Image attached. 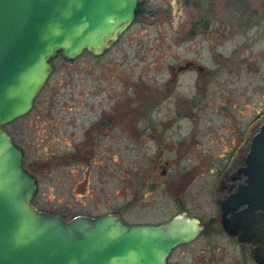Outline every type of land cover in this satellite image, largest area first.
Segmentation results:
<instances>
[{
  "label": "flooded vegetation",
  "instance_id": "1",
  "mask_svg": "<svg viewBox=\"0 0 264 264\" xmlns=\"http://www.w3.org/2000/svg\"><path fill=\"white\" fill-rule=\"evenodd\" d=\"M146 2L139 0L133 20L104 53L123 42L144 16L157 17L163 25L169 14H188L176 31L194 54L168 59L170 49L156 50L153 61L135 63L138 73L122 77L124 92L114 93L113 86L107 93L96 88L93 108L78 115L86 122L74 120L61 131L47 132L44 155L36 162L27 163L24 147L10 132L23 149V166L37 180L32 203L66 220L106 214H116L127 224H159L177 214L197 219L201 229L196 237L175 246L165 264L176 248L201 236H224L247 248L251 256L254 245L224 229L220 201L244 184L246 177L239 170L264 122V89L252 80L256 75L264 79V0H172L169 11L162 4L150 8ZM182 3L189 4V12H183ZM225 8L230 9L232 25L217 20L225 16ZM168 19L172 22L171 15ZM155 32L151 41L156 46L159 29ZM148 34L141 29L135 35ZM236 34L242 39L234 41ZM229 39L233 43L226 53ZM207 57L213 65L207 64ZM225 68L229 76L220 80ZM207 176L216 210L210 217L202 206L190 202L193 192H207ZM48 181L71 193L68 199L76 206L57 199V207L46 209L51 204ZM190 208H199V213L191 215Z\"/></svg>",
  "mask_w": 264,
  "mask_h": 264
},
{
  "label": "water",
  "instance_id": "2",
  "mask_svg": "<svg viewBox=\"0 0 264 264\" xmlns=\"http://www.w3.org/2000/svg\"><path fill=\"white\" fill-rule=\"evenodd\" d=\"M138 2L0 0V264H165L175 246L200 231L186 214L127 224L116 214L66 220L39 210L32 203L37 180L4 127L30 110L53 58L103 54L131 23ZM239 173L244 184L220 201L221 222L240 242L253 244V260L264 264V122Z\"/></svg>",
  "mask_w": 264,
  "mask_h": 264
},
{
  "label": "rangeland",
  "instance_id": "3",
  "mask_svg": "<svg viewBox=\"0 0 264 264\" xmlns=\"http://www.w3.org/2000/svg\"><path fill=\"white\" fill-rule=\"evenodd\" d=\"M169 1L162 0L160 3L158 0H147L145 4L150 8H154L156 4H162L163 9L169 11V7H171ZM177 4L173 3L174 6ZM183 5V12H189V4ZM227 11L230 9L225 8V12ZM224 14L225 16L218 17L217 20L224 25H232L231 16L228 12ZM170 15L172 22L168 19ZM186 17L188 18V14H169L167 20H164L163 25H161L156 21L157 17L146 18L144 16L141 22L133 28V31L126 35L125 44L123 41L101 56L95 57L89 52H83L72 60L64 59L60 55L53 58L51 60L53 73L35 97L30 110L4 125L24 147L27 163L36 162L43 157V146L47 144V139H45L47 132L50 130L61 131L62 125H70L74 120L76 124L86 122L85 120L82 122L78 115L89 112L93 108L91 107L93 106L92 94L96 88H99L100 92L107 93L109 86H113L117 88L114 93H119L120 90L124 92L125 82L121 81L122 77H127L131 73H138L134 67L135 63L153 61L156 50L166 52L170 49L168 59L171 56L185 58L194 54L192 45L181 42L176 31V29L183 28ZM141 29L148 30L149 34L135 35ZM156 29H159L160 40L155 46L152 45L151 38L157 34ZM163 33L166 36H163ZM233 38L234 41L241 40L242 35L236 34ZM262 41L263 38H261ZM232 43L231 39L227 41V45L224 46L226 53L232 47ZM258 45L255 42L253 48L256 49ZM190 46L191 49L188 50L187 48ZM207 64L213 65L209 57H207ZM261 72L264 73V67ZM233 75L231 74V76ZM228 76L225 68L218 75V78L223 80ZM252 80L257 87L264 89L263 78L259 79L256 75L252 76ZM105 87L106 90H104ZM206 179L207 192L203 195H197L193 192L190 202L192 206H202L204 208L202 211H206L207 216L210 217L216 213V210L212 196L211 177L207 176ZM48 183L50 184L46 185V195L49 196L51 204L45 207L46 209L50 210L57 207L55 203L57 199L68 200L67 202L71 203L73 207L76 206L73 204L72 198L68 199L71 193L62 190L54 181H48ZM198 210L199 208H190L189 213L196 216V213H199ZM167 264H254V261L247 248L227 240L224 236L212 235L211 237L201 236L190 244L179 246L170 256Z\"/></svg>",
  "mask_w": 264,
  "mask_h": 264
}]
</instances>
